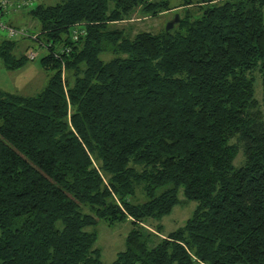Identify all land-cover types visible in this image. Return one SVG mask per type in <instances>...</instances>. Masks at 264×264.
Returning a JSON list of instances; mask_svg holds the SVG:
<instances>
[{"label":"trees","instance_id":"trees-1","mask_svg":"<svg viewBox=\"0 0 264 264\" xmlns=\"http://www.w3.org/2000/svg\"><path fill=\"white\" fill-rule=\"evenodd\" d=\"M14 1L39 29L0 36V59L23 66L15 35H33L51 74L0 89V264H264V0H183L173 27L134 34L115 23L169 0H8L0 17ZM181 188L198 205L160 236ZM100 221L132 224L111 263Z\"/></svg>","mask_w":264,"mask_h":264},{"label":"rangeland","instance_id":"rangeland-1","mask_svg":"<svg viewBox=\"0 0 264 264\" xmlns=\"http://www.w3.org/2000/svg\"><path fill=\"white\" fill-rule=\"evenodd\" d=\"M32 1L35 3H55L60 0ZM182 1L183 0H169L170 6L173 8L162 11L157 15L145 13L141 7H138L132 14V17L118 21L115 25L128 27L132 34L142 29L159 32L166 28L167 24L176 18L177 15L180 17V12L181 14L185 12L186 7H177ZM29 8L28 5H25L18 8L16 11L14 6L11 5L8 10L1 15L0 21L13 24L14 26H20L21 28L29 27L32 30L39 29V25L33 26L36 19L29 13ZM191 8L195 14L198 13L196 5L191 6ZM8 34L7 29L0 27V36H6ZM15 38L18 40V46L15 50L17 54L27 51L28 55L31 52H34L36 56L34 58H29L23 66L14 69L7 68L2 59H0V89L27 95L35 94L46 86L51 74V70L46 69L41 63V57L48 51L47 47L42 46L39 40L34 38L33 35L30 36L25 34L23 36L22 34H16ZM101 56L104 59H108L113 55L111 52L107 51L103 52ZM254 74L256 75V96L260 101V107L264 113L262 74L259 70H256ZM232 141H236V139H233ZM243 161L244 154L240 152L235 159V165L238 166ZM179 197L180 202L175 205L171 213L165 215L160 220V223L163 225V231L160 236L164 237L183 226L188 218L194 213V210L198 205L197 201L185 198L183 188L180 190ZM185 199L186 201H184ZM158 222L159 221L150 219L145 223V226L152 231H156V225ZM90 229L98 232V238L94 247L101 250L102 261L104 263H111L116 259L120 251L125 250L126 238L132 229V224L130 221H123L110 226L104 221H100L95 227Z\"/></svg>","mask_w":264,"mask_h":264},{"label":"built area","instance_id":"built-area-1","mask_svg":"<svg viewBox=\"0 0 264 264\" xmlns=\"http://www.w3.org/2000/svg\"><path fill=\"white\" fill-rule=\"evenodd\" d=\"M7 3H8V0H0V8L6 9L7 8ZM0 27L7 29L10 34L17 33V32H24V30H23L24 28L23 29H17L15 26L6 25V24H4L1 21H0ZM34 55H35L34 52L31 53L32 57Z\"/></svg>","mask_w":264,"mask_h":264},{"label":"water","instance_id":"water-1","mask_svg":"<svg viewBox=\"0 0 264 264\" xmlns=\"http://www.w3.org/2000/svg\"><path fill=\"white\" fill-rule=\"evenodd\" d=\"M180 20V17L177 15L176 18H174L172 21H170L167 26H166V29H170L171 27H173V25L175 24V22L179 21Z\"/></svg>","mask_w":264,"mask_h":264},{"label":"crops","instance_id":"crops-1","mask_svg":"<svg viewBox=\"0 0 264 264\" xmlns=\"http://www.w3.org/2000/svg\"><path fill=\"white\" fill-rule=\"evenodd\" d=\"M12 6H14V8L16 9V11H17L18 8H21L22 7V6H17V1H14V3H12Z\"/></svg>","mask_w":264,"mask_h":264}]
</instances>
